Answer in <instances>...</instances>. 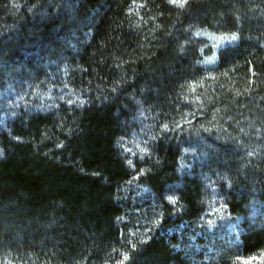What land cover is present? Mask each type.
<instances>
[{
	"label": "trees",
	"instance_id": "trees-1",
	"mask_svg": "<svg viewBox=\"0 0 264 264\" xmlns=\"http://www.w3.org/2000/svg\"><path fill=\"white\" fill-rule=\"evenodd\" d=\"M44 3L14 19L0 0L11 24L0 28V76L30 87L64 79L82 102L0 131V264H191L186 250L206 242L192 238L203 208L194 164L237 223L235 246L214 264L262 254L264 153L215 122L251 117L245 128H264V0ZM197 30L236 39L205 66ZM145 133L141 157L128 141ZM183 158L194 177L179 174ZM173 183L179 211L165 196ZM145 211L140 237L131 214Z\"/></svg>",
	"mask_w": 264,
	"mask_h": 264
},
{
	"label": "rangeland",
	"instance_id": "rangeland-1",
	"mask_svg": "<svg viewBox=\"0 0 264 264\" xmlns=\"http://www.w3.org/2000/svg\"><path fill=\"white\" fill-rule=\"evenodd\" d=\"M33 1L36 3H33ZM46 1L47 0H9L6 9L10 17L19 19L24 13H39L42 10V3ZM6 18H8L6 15L1 17L0 28L4 27L5 29H9L11 27L10 23L4 21ZM197 33H199V35H197ZM195 36L198 38V41L203 43L200 62L207 66L213 62V57L217 48L233 41L230 38L235 35L231 33L216 34L207 30H197ZM225 37L229 39H222ZM55 81L58 82H49L48 85L44 84V82L37 87H30L16 85L15 83L6 81L0 76V131L8 130V121L11 119H21L39 111L53 112L59 115L62 111L78 106L82 102L81 96L70 89L68 82L64 81V79H55ZM221 118L220 122L218 119L215 122V129L217 132H224L227 133V135L235 137V139H240L236 144L237 146L247 143L244 149L254 156H259V154L261 155L264 153V128L260 127V130L254 133L249 131L250 127L245 128L244 126L248 124L246 121L251 117L246 118L245 121L239 116ZM261 118L260 116L258 117L260 120ZM256 121L258 120L256 119ZM261 123H263L262 125L264 126V122L259 121L260 125ZM132 139L128 141V145L132 146L133 151L138 152V154L140 153L141 157L148 156L144 148L147 144L145 139H149L148 133L144 134L142 140H137L136 138ZM134 155L137 156V154ZM186 165L187 162L185 158H183L178 168L179 174L181 176L189 175L190 177H194L191 171L188 172L185 169ZM191 168L198 170V176H201L203 184V208L201 216L198 219L199 225L197 224L200 230L197 229V233L193 234L192 238L195 241L197 236L204 237L206 242L196 244L192 252L186 250L185 255L189 257L191 264H214L215 260L222 256L223 249H233L235 246L237 223H235V218L228 212L227 205L222 195L223 191L213 181H209L211 178L206 176L207 174L203 172V169L196 167L195 164L191 166ZM137 185L138 183H136L134 179L125 188L127 192L131 190L135 191L140 187H137ZM181 185L182 183L179 186L173 183L171 186L167 187L165 193L169 204L177 211H179L178 209L181 207L179 203V189L182 187ZM173 199L175 203L171 202ZM148 213L149 212L145 211L139 212V214H131L132 227L136 229L134 231L132 230L134 235L145 237L144 235L148 233L147 230H142V228L147 229L150 223ZM210 244H218L222 248L219 247V252H214V248L210 247ZM204 249H207V252L200 253V251ZM190 254H196L198 258L190 257ZM239 264H264V252L252 258L241 259Z\"/></svg>",
	"mask_w": 264,
	"mask_h": 264
},
{
	"label": "snow or ice",
	"instance_id": "snow-or-ice-1",
	"mask_svg": "<svg viewBox=\"0 0 264 264\" xmlns=\"http://www.w3.org/2000/svg\"><path fill=\"white\" fill-rule=\"evenodd\" d=\"M183 2H184V0H170V3H173V4H182ZM197 35H199V33H197ZM222 39H229V38L225 37ZM230 39L235 40L236 36H232ZM171 202L175 203V200L173 199V200H171ZM125 259H127V257H125Z\"/></svg>",
	"mask_w": 264,
	"mask_h": 264
}]
</instances>
